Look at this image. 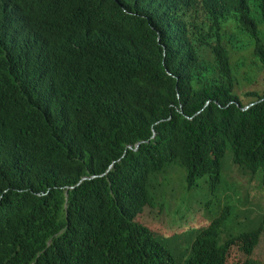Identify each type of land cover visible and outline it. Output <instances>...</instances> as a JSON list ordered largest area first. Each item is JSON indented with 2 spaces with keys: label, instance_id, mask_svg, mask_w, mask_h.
<instances>
[{
  "label": "trees",
  "instance_id": "trees-1",
  "mask_svg": "<svg viewBox=\"0 0 264 264\" xmlns=\"http://www.w3.org/2000/svg\"><path fill=\"white\" fill-rule=\"evenodd\" d=\"M263 26L264 0H0V264H177L139 221L152 175L217 190L230 150L264 188V84L233 60L264 73ZM230 215L183 264L253 254L264 222L225 234Z\"/></svg>",
  "mask_w": 264,
  "mask_h": 264
},
{
  "label": "rangeland",
  "instance_id": "rangeland-1",
  "mask_svg": "<svg viewBox=\"0 0 264 264\" xmlns=\"http://www.w3.org/2000/svg\"><path fill=\"white\" fill-rule=\"evenodd\" d=\"M251 6L254 15L256 11L253 3ZM252 53L251 49L242 54L236 53L233 60L239 57L247 59L241 71L240 81L243 89L255 90L264 84L261 78L264 79V73L258 65H254L257 60ZM251 65L257 68L258 80L255 83L246 80V73ZM222 162L221 184L217 190H212L209 177L202 178L198 182L199 187L188 190L186 170L179 164L169 165L163 172L151 177V204L145 207L139 221L157 236L169 238L172 243L179 245L174 253L177 264H183L184 251L188 243L196 237L198 230L206 228L225 211H231L223 227L225 234L229 232L238 235L259 226V222H264V188L260 183L261 173L250 176L242 172L233 164L230 150L226 152ZM231 196L237 212L233 208L226 209V206H231ZM191 229L197 230L190 231ZM248 258L264 264V229L260 243L250 257L240 250L239 246H235L230 251L228 264L244 263Z\"/></svg>",
  "mask_w": 264,
  "mask_h": 264
},
{
  "label": "water",
  "instance_id": "water-1",
  "mask_svg": "<svg viewBox=\"0 0 264 264\" xmlns=\"http://www.w3.org/2000/svg\"><path fill=\"white\" fill-rule=\"evenodd\" d=\"M246 108H248V106H247ZM246 108H245V109H246ZM139 146H140V143L136 145L135 150H137V149L139 148ZM130 148H132V147H130ZM112 167H113V165L110 166L109 170H110ZM109 170H108V171H109ZM86 179H87V178H83L82 181H83V180H86Z\"/></svg>",
  "mask_w": 264,
  "mask_h": 264
}]
</instances>
